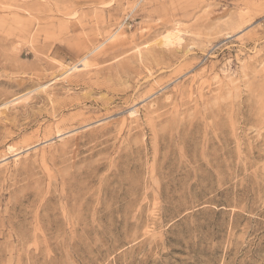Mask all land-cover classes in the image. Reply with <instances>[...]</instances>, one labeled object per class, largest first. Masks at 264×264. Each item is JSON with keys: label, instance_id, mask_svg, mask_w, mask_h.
<instances>
[{"label": "rangeland", "instance_id": "374dc122", "mask_svg": "<svg viewBox=\"0 0 264 264\" xmlns=\"http://www.w3.org/2000/svg\"><path fill=\"white\" fill-rule=\"evenodd\" d=\"M0 264H264V0H0Z\"/></svg>", "mask_w": 264, "mask_h": 264}, {"label": "bare ground", "instance_id": "6f19581e", "mask_svg": "<svg viewBox=\"0 0 264 264\" xmlns=\"http://www.w3.org/2000/svg\"><path fill=\"white\" fill-rule=\"evenodd\" d=\"M172 39V38H171Z\"/></svg>", "mask_w": 264, "mask_h": 264}]
</instances>
